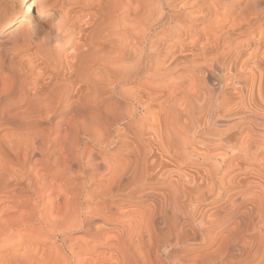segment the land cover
Here are the masks:
<instances>
[{
	"label": "clouds",
	"instance_id": "obj_1",
	"mask_svg": "<svg viewBox=\"0 0 264 264\" xmlns=\"http://www.w3.org/2000/svg\"><path fill=\"white\" fill-rule=\"evenodd\" d=\"M0 264H264V0H0Z\"/></svg>",
	"mask_w": 264,
	"mask_h": 264
}]
</instances>
